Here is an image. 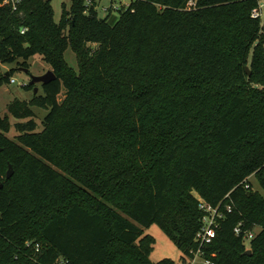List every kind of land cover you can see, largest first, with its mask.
Here are the masks:
<instances>
[{"label":"trees","instance_id":"trees-1","mask_svg":"<svg viewBox=\"0 0 264 264\" xmlns=\"http://www.w3.org/2000/svg\"><path fill=\"white\" fill-rule=\"evenodd\" d=\"M1 1L0 61L28 68L39 53L57 79L10 104L15 139L0 116V264H177L151 260L144 228L158 224L184 259L198 248L197 195L233 205L206 257L264 264L261 0H133L105 18L73 0L59 23L51 0ZM34 106L50 109L42 128Z\"/></svg>","mask_w":264,"mask_h":264},{"label":"rangeland","instance_id":"rangeland-1","mask_svg":"<svg viewBox=\"0 0 264 264\" xmlns=\"http://www.w3.org/2000/svg\"><path fill=\"white\" fill-rule=\"evenodd\" d=\"M72 1L73 0H51L55 12L56 22L59 23L62 19L64 4L70 8ZM132 1L133 0H98L97 11L101 18H105L108 16L111 8L113 14L117 16L119 14V9L125 8ZM261 4L263 5L264 12V0H261ZM262 20L264 23V14L262 16ZM90 46L93 49H96L98 44H90ZM66 59L70 66L78 70L79 65L77 56L71 48L66 51ZM28 63L29 67L28 70H26V68H24L23 65H19L17 61L13 63H3L0 61V75L13 71V74L10 77L11 79H15V82L9 80L0 84V116H9L12 123V129L10 132L5 134L12 139H15L18 135L14 125L19 120L10 113V104L16 100L31 101L36 94L43 93L42 83L33 85V89H27L24 85L29 84L33 75H43L51 70L50 64L47 63L39 53L33 55L28 60ZM35 87L39 88L37 92L35 91ZM64 97L65 93L63 92L59 99L62 100ZM32 108L36 112V120L40 124V128H42L43 120L50 109L38 106H34ZM251 181L253 182V186L256 190L263 192L255 177H251ZM194 193L197 195L196 192ZM144 229L145 234L152 235L156 238V244L154 245V250L150 256L153 262H159L164 258H171L179 264L183 260V251L169 238V236L158 224H153L150 227H145ZM258 230L259 228L256 229L257 232ZM198 262L199 264H204L203 259H199Z\"/></svg>","mask_w":264,"mask_h":264},{"label":"built area","instance_id":"built-area-1","mask_svg":"<svg viewBox=\"0 0 264 264\" xmlns=\"http://www.w3.org/2000/svg\"><path fill=\"white\" fill-rule=\"evenodd\" d=\"M24 0H2L1 5L9 6L13 10H19L20 6L23 4ZM98 0H85L87 7L93 6ZM263 5L253 10L254 17L263 16ZM26 31V28L23 29V33ZM12 82H15V79H11ZM246 189L250 188V184L245 185ZM200 203V208L204 211V216L202 219V225L197 233L196 241L198 243V248L196 250H191L189 254L185 255V258L179 264H199L198 260L203 259L204 264H215L211 259L207 258L205 255L206 248L214 241L217 235V229L220 225V220L225 216V210L231 211L233 205L231 203H226L224 208L222 204L213 205L209 203L202 196L197 195ZM259 227H254L252 229H243L241 225H238L235 228V233L242 237L246 242L250 243L257 235L256 229ZM37 250H40L41 245L38 243L36 245ZM66 264V263H65Z\"/></svg>","mask_w":264,"mask_h":264},{"label":"water","instance_id":"water-1","mask_svg":"<svg viewBox=\"0 0 264 264\" xmlns=\"http://www.w3.org/2000/svg\"><path fill=\"white\" fill-rule=\"evenodd\" d=\"M26 70H28V68H26ZM247 72L249 74H251V70H250L249 67H247ZM6 74L10 75L11 73L8 72ZM55 79H57V75L51 69L48 72H46L45 74H43V75H33L31 81L29 82V84H31V85H35V84H38V83L46 84V83H49V82H51L52 80H55ZM38 90H39V88L35 87V91L37 92ZM0 150H1V148H0ZM14 172H15L14 168H13L12 164H10L9 165V170H8V173H7V177L11 178L14 175ZM0 187H3V185L1 184ZM245 253L246 254H252V249L251 248L247 249Z\"/></svg>","mask_w":264,"mask_h":264}]
</instances>
